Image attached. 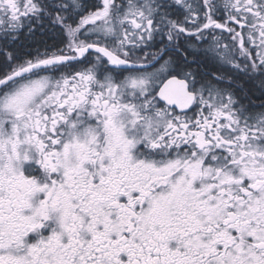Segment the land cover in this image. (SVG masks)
Segmentation results:
<instances>
[{"label": "snow or ice", "instance_id": "obj_1", "mask_svg": "<svg viewBox=\"0 0 264 264\" xmlns=\"http://www.w3.org/2000/svg\"><path fill=\"white\" fill-rule=\"evenodd\" d=\"M0 264H264V0H0Z\"/></svg>", "mask_w": 264, "mask_h": 264}]
</instances>
